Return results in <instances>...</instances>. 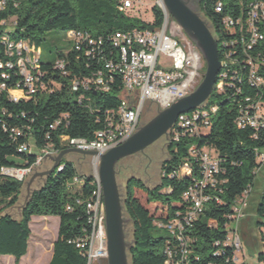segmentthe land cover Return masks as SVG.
<instances>
[{"label":"trees","instance_id":"obj_1","mask_svg":"<svg viewBox=\"0 0 264 264\" xmlns=\"http://www.w3.org/2000/svg\"><path fill=\"white\" fill-rule=\"evenodd\" d=\"M118 1L11 0L6 10L0 13V20L16 18L13 39L28 42L37 49L45 42L48 33L53 31L63 32L65 39L70 31L88 32L94 37L107 39L118 31L152 27L142 19L120 13L117 9ZM219 2L224 5L223 13L216 12ZM248 3L249 0H202L199 11L211 24L214 37L223 39L230 37L223 26V19L229 15L238 17L241 12L246 11ZM152 15L154 25L161 26L163 12L159 6L152 8ZM67 45L66 50L71 47L68 42ZM4 51L0 44V61L7 60ZM64 52L57 53V60L64 57ZM76 53L73 51L69 54L71 78L75 75H89L92 69H87L84 61H76ZM251 56L259 65L258 75L264 78V42L251 52ZM55 62L45 64L41 58L43 69L48 72L46 82L51 78L59 79L57 72L53 71ZM244 74H248V69ZM63 82L66 88L62 92L40 94L30 101L13 103L8 101L6 94L0 96V108L7 111V114H3L0 110V256H13L16 264L28 254L33 217L60 219L59 236L54 244L50 264H87V259L73 241L82 237L88 228L86 203L94 189L93 176L80 174L75 163L64 158L60 165L64 167L63 170L58 172L59 166L52 175L46 177L43 184L32 192L20 214L14 216L10 210L21 204L24 182L1 173L3 168L32 166L36 163L40 149L48 145L60 147L62 135L92 140L95 133L103 128L104 112L115 110L120 104L122 85L119 79L109 93H89L93 100V111L77 101L78 94L66 91L69 80ZM239 88L242 90L241 95L230 88L222 93L212 94L207 106L216 105L218 111L212 118L211 128L206 135L186 137L178 143L167 141V158L162 166L161 181L156 187H148L140 179H130L124 197L125 216L129 217L133 226V244L128 251L130 264H165L167 257L164 250L169 236L165 231L166 236L156 237L154 234L161 229L155 222H167L177 211L182 210L183 194L193 179L200 175L199 163L191 157L193 146L209 148L218 155L222 169L219 177L225 183L221 186L222 193L213 194L221 203L211 200L199 221L188 232L195 241L191 263L226 264L225 260L230 258L231 253L215 256V243L226 240V225L229 224L228 218L233 206L246 190L251 189L248 217L245 221L250 218L262 235L263 248L258 261L264 264V181L259 184L256 173L262 168L258 154L264 151V130L239 129L236 124L239 116L237 101L250 96L261 97L264 102V91L251 87L246 81ZM150 110L155 111V116L159 111L152 107ZM64 113L69 114L70 124L63 123L56 130H51V125ZM4 124L8 128L30 126L28 135L33 139L34 153H20L18 149L27 137L15 140L10 131L4 130ZM186 162H190L195 168L192 176L173 177ZM77 178L83 181V185L75 182ZM258 189L261 192L257 194L255 192ZM137 192L145 194L146 204L140 200ZM253 194H256L255 198ZM195 256L200 258L198 263L194 262Z\"/></svg>","mask_w":264,"mask_h":264},{"label":"built area","instance_id":"obj_2","mask_svg":"<svg viewBox=\"0 0 264 264\" xmlns=\"http://www.w3.org/2000/svg\"><path fill=\"white\" fill-rule=\"evenodd\" d=\"M10 1L0 0V13L6 10ZM157 6L162 10L159 0ZM145 8L144 0H119L117 4L120 13L144 21ZM223 11L224 5L219 2L216 12ZM162 12L161 26L154 25L153 17V22L145 21L152 26L149 29L118 31L107 39L94 37L88 32H68L65 41L71 47L53 66V71L57 72L59 79L51 78L47 82L48 72L43 69L40 49L28 42L13 39L17 26L16 18L0 20V44L3 45L7 58L6 61H0V96L6 94L9 102L20 103L30 101L40 94L62 92L66 88L63 80H69L66 91L78 94L77 101L93 111L90 92L109 93L118 79L122 85L119 106L115 110L104 112L103 128L95 133L92 140L62 135L60 147L48 145L40 149L36 163L32 166L3 168L2 175L24 182L40 168L45 158L57 157L67 149L105 154L124 143L140 129L141 117L147 108L163 111L197 89L204 77H200V71L196 68L200 53L195 55L191 51L190 48L195 47L193 43L169 13L163 10ZM223 26L230 37L216 38L221 71L213 93H222L226 88H230L241 95L239 86L244 81L251 87L264 91V78L258 75L259 65L251 56V52L264 42V0H249L246 11L241 12L238 17L226 16ZM176 31L180 33L177 34ZM73 51L77 52L76 61L82 60L87 69H92L89 75H75L71 78L69 54ZM247 69L248 74L245 75L244 71ZM197 75L201 78L199 82L195 78ZM237 102V127L264 130V102L261 97L246 96ZM207 103L208 101L201 107L179 116L169 132V143H178L186 137H201L209 132L218 107L207 106ZM0 110L7 114L6 109ZM63 123L70 124L69 114H62L50 128L56 130ZM3 128L10 131L15 140L27 137L18 149L20 153H34L35 145L28 135L30 126L8 128L4 124ZM49 138L48 136L47 139ZM191 157L199 163L200 175L193 179L183 194L182 210L177 211L167 222H155V225L166 231L169 236L164 250L167 257L165 264H193L191 256L195 253V241L188 232L194 223L199 221L211 200L215 199L221 203L217 196H213L216 192L222 193L221 186L225 183L219 177L222 169L218 155L209 148L200 149L193 146ZM94 159L96 162L98 158ZM258 161L263 167L264 151L258 154ZM63 168L60 166L58 172ZM194 169L190 162H186L173 177L192 176ZM259 171L260 169L256 173ZM75 182L83 185L79 178L75 179ZM92 185L94 189L86 203L88 228L82 237L73 241L87 259V264H96L108 258L106 206L103 187L97 173L93 176ZM251 192L252 190L248 189L237 199L228 218L229 224L226 225L227 238L223 243H215V256L231 253L230 258L225 260L226 264H238V254L243 253L241 230L243 221L248 217ZM199 261L200 258L195 256L194 262Z\"/></svg>","mask_w":264,"mask_h":264},{"label":"water","instance_id":"obj_3","mask_svg":"<svg viewBox=\"0 0 264 264\" xmlns=\"http://www.w3.org/2000/svg\"><path fill=\"white\" fill-rule=\"evenodd\" d=\"M201 1L163 0L165 7L161 6L162 10L167 11L181 27L206 62V72L197 89L168 109L159 110L158 114L133 136L105 154L99 155L97 152H85L72 148L63 151L57 157L45 158L53 163L52 167L42 172H36L27 184L28 196L24 204L19 207L20 210L35 190L32 188L35 179L40 177L45 180L46 177L52 175L66 156L77 154L84 158H98L97 174L103 187L106 206L108 258L103 260L107 264H130L128 251L133 244L127 241L126 227L131 220L125 217L124 195L117 177L118 163L125 158L144 153L160 139L168 137L180 115L204 105L212 96L213 88L221 71L218 42L212 32V26L200 14L199 4Z\"/></svg>","mask_w":264,"mask_h":264},{"label":"rangeland","instance_id":"obj_4","mask_svg":"<svg viewBox=\"0 0 264 264\" xmlns=\"http://www.w3.org/2000/svg\"><path fill=\"white\" fill-rule=\"evenodd\" d=\"M144 3L146 5V8L143 11V18L147 22H153L152 8L158 5V0L157 1L144 0ZM159 4H160V0H159ZM171 25L174 26V23L172 21H171ZM176 33L179 34L180 32L176 31ZM66 48H68V45L67 42L65 41V35L63 32L53 31L51 33H48V35L45 38V42H43L40 47V51L42 53V62L45 64H53L57 60V53L64 52ZM194 48L195 47L190 48L191 51L195 55L197 53L199 54L198 50ZM196 68L198 71H200V77L205 75L206 71L204 72V69L206 68V62L200 54ZM200 77H198V75L195 77L198 82L201 79ZM201 80L203 81V79ZM202 81H200V83ZM147 110L149 109L147 108L145 110L144 119L148 123L155 116V111L153 110L154 112L153 115H146ZM166 158H167V141H165L164 138H162L154 145L149 147L147 150H145L144 153H140L135 156L121 160L118 163V171H119L118 184L120 185L122 194L125 195L127 181L131 178L140 179L148 187H152V188L156 187L161 181L162 166ZM65 159L73 161L77 166L78 170L80 171V174H84V175L86 174L87 176H94L97 173L99 164L96 163L95 159L93 158L90 157L84 158L81 155L69 154L67 157H65ZM48 161L49 163L46 164L44 160L40 168L37 169L30 177H28L24 181V187L21 196V204L10 210V212L14 216H18L20 214L19 207L24 204L28 196L27 184L30 182L33 175L36 172H42L52 167L53 163L50 160ZM257 180L259 184L263 183L264 166L257 174ZM43 182H44V178L37 177L32 185V188L33 189L39 188L43 184ZM259 192L261 191L258 189L255 193L258 194ZM137 196L144 204H146L145 194H143L142 192H137ZM255 196L256 194H253V198H255ZM150 209L152 208L150 207ZM250 215L252 216V214ZM125 217L129 219L128 216ZM38 229L39 228L36 225L33 228L35 240L36 237L39 235ZM51 230L54 231L55 230L54 227ZM241 232L243 235V239H242L243 253L240 252L238 254V256L240 257L238 264H261L258 261V255L263 248V242H262V235L260 231L256 228V224L253 221L251 223V220L249 218L247 222L246 221L243 222ZM126 234H127L128 243H132L133 241L132 222H130L127 225ZM154 235L159 238L161 236H166L167 233L163 230H159V231L157 230V233H155ZM52 237L53 236L50 234V236L47 239L52 240L53 239ZM11 264H14V262H12ZM96 264H98V262Z\"/></svg>","mask_w":264,"mask_h":264},{"label":"crops","instance_id":"obj_5","mask_svg":"<svg viewBox=\"0 0 264 264\" xmlns=\"http://www.w3.org/2000/svg\"><path fill=\"white\" fill-rule=\"evenodd\" d=\"M48 160H45L46 164L49 163ZM35 225L39 228V235L36 240L33 230ZM53 227L56 232L51 230ZM30 228L32 235L29 241L28 254L20 260L19 264H50L54 254V244L59 236L60 219L58 217H33ZM50 234L53 236L52 240L47 239ZM12 262L16 264L13 256L0 257V264H11Z\"/></svg>","mask_w":264,"mask_h":264},{"label":"flooded vegetation","instance_id":"obj_6","mask_svg":"<svg viewBox=\"0 0 264 264\" xmlns=\"http://www.w3.org/2000/svg\"><path fill=\"white\" fill-rule=\"evenodd\" d=\"M144 113H145V111H144ZM143 113V115H142V117H141V122H140V124H141V127H143V126H145L146 124H147V121H145V114ZM153 110H147V112H146V115H153ZM140 127V128H141ZM164 140L165 141H168V137H164ZM117 177H118V174H119V171H118V166H117ZM129 181H130V179L127 181V185H126V189H125V194H126V190H127V188H128V183H129ZM125 196V195H124ZM98 264H107V262L106 261H104V260H100V261H98Z\"/></svg>","mask_w":264,"mask_h":264},{"label":"bare ground","instance_id":"obj_7","mask_svg":"<svg viewBox=\"0 0 264 264\" xmlns=\"http://www.w3.org/2000/svg\"><path fill=\"white\" fill-rule=\"evenodd\" d=\"M160 5H161L162 7H165V6H164V2H163V0H160ZM96 163H98V160H96Z\"/></svg>","mask_w":264,"mask_h":264}]
</instances>
